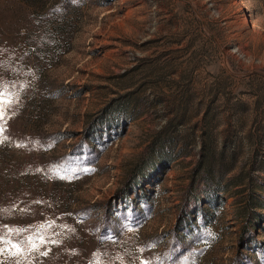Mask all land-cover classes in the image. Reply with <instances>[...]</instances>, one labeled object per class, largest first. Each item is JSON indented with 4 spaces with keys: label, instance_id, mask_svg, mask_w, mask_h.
Wrapping results in <instances>:
<instances>
[{
    "label": "rangeland",
    "instance_id": "obj_1",
    "mask_svg": "<svg viewBox=\"0 0 264 264\" xmlns=\"http://www.w3.org/2000/svg\"><path fill=\"white\" fill-rule=\"evenodd\" d=\"M0 110V264H264V0H0Z\"/></svg>",
    "mask_w": 264,
    "mask_h": 264
},
{
    "label": "snow or ice",
    "instance_id": "obj_2",
    "mask_svg": "<svg viewBox=\"0 0 264 264\" xmlns=\"http://www.w3.org/2000/svg\"><path fill=\"white\" fill-rule=\"evenodd\" d=\"M3 116H4V113H3V111L2 110H0V119H2L3 118ZM3 131V128L2 127H0V132H2ZM34 247V246H33ZM11 248H14L15 249V251L14 252H11L10 254L11 255H19L20 254V252H21V249L17 246V245H11ZM3 251H5L4 249H0V252H3ZM46 254V253H45Z\"/></svg>",
    "mask_w": 264,
    "mask_h": 264
}]
</instances>
